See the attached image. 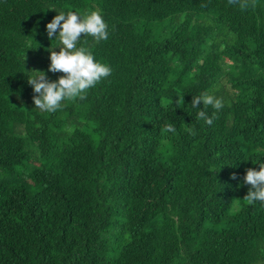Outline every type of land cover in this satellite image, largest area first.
Segmentation results:
<instances>
[{
    "label": "trees",
    "instance_id": "trees-1",
    "mask_svg": "<svg viewBox=\"0 0 264 264\" xmlns=\"http://www.w3.org/2000/svg\"><path fill=\"white\" fill-rule=\"evenodd\" d=\"M255 5L0 0V264H264V203L243 200L264 163ZM61 11L100 13L108 38L77 48L111 74L49 113L28 79L63 75L46 30ZM202 93L223 101L212 125Z\"/></svg>",
    "mask_w": 264,
    "mask_h": 264
},
{
    "label": "clouds",
    "instance_id": "clouds-1",
    "mask_svg": "<svg viewBox=\"0 0 264 264\" xmlns=\"http://www.w3.org/2000/svg\"><path fill=\"white\" fill-rule=\"evenodd\" d=\"M229 4H236L241 10L255 7V0H228ZM49 38L55 36L58 40L59 51H49L50 64L48 71L63 73L56 81L49 82L43 72L28 79L33 92V103L41 111L54 113L61 107V102L72 101L76 98L83 100L87 91L111 74V69L105 64L95 61L91 50L86 47L77 48L81 36H90L95 43L108 38L107 25L98 11L84 12H59L51 22L46 24ZM180 101L183 103L182 97ZM203 105L202 108L199 105ZM221 98L202 93L192 97L191 107L197 109V121L203 120L207 125H212L216 112L223 107ZM211 107L212 116L207 115ZM164 132L174 133L172 124L165 125ZM232 179H236L233 175ZM243 182L250 186L243 200L251 205L256 201L264 203V163L259 164V170L249 168L243 176Z\"/></svg>",
    "mask_w": 264,
    "mask_h": 264
},
{
    "label": "rangeland",
    "instance_id": "rangeland-1",
    "mask_svg": "<svg viewBox=\"0 0 264 264\" xmlns=\"http://www.w3.org/2000/svg\"><path fill=\"white\" fill-rule=\"evenodd\" d=\"M160 30L162 33H166L168 31V29L167 28L165 29L164 27L160 28Z\"/></svg>",
    "mask_w": 264,
    "mask_h": 264
}]
</instances>
